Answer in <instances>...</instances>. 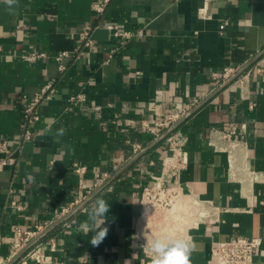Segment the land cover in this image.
<instances>
[{
	"label": "crops",
	"instance_id": "0c3cea01",
	"mask_svg": "<svg viewBox=\"0 0 264 264\" xmlns=\"http://www.w3.org/2000/svg\"><path fill=\"white\" fill-rule=\"evenodd\" d=\"M96 1L0 3V140L11 152L26 103L53 85L34 140L11 157L0 153V264L15 255L16 226L48 228L72 210L35 244L46 261L29 264H150L144 248L165 232L191 237V264H217L218 242L260 237L254 264H264V0H111L102 16ZM108 24L134 36L116 39ZM89 26L93 44L85 47L79 32ZM65 51L72 57L62 71L55 56ZM34 52L46 56L24 59ZM225 67L246 69L243 85H219L213 73ZM78 94L85 100L71 104ZM186 107L175 173L164 165L165 132L155 137L141 124ZM61 127L66 133L57 139ZM154 178L183 190L166 230L141 216L143 190ZM98 198L110 205L102 225L108 234L94 246L79 224Z\"/></svg>",
	"mask_w": 264,
	"mask_h": 264
},
{
	"label": "built area",
	"instance_id": "2783aa9c",
	"mask_svg": "<svg viewBox=\"0 0 264 264\" xmlns=\"http://www.w3.org/2000/svg\"><path fill=\"white\" fill-rule=\"evenodd\" d=\"M110 2L111 0H97L93 5V11L98 16H102ZM227 25L228 22H224L220 26V30H225ZM106 29L112 33L114 38L122 41H128L134 36L133 32L121 30L119 26L114 24H108ZM92 31L93 27L89 26L79 32V39L83 46L89 47L93 44ZM116 50L117 49L111 51L106 62H110ZM45 56L43 52H34L23 57L27 61H36ZM71 57L72 55L66 51L55 56V60L60 63L62 71L66 70L65 62ZM239 72H241V70L237 68L225 67L221 72L213 73V78L221 85L231 80ZM243 74L244 72L236 78L241 85H243V80H241ZM52 86V83L47 84L38 95L26 103L22 116L21 135L18 139L15 151L11 152L9 143L0 140V153L11 157L14 153L22 152L25 144L34 140L33 126L41 120L40 106L42 102L48 98V94L52 91ZM84 100V96L78 94L71 97L69 101L71 104H77ZM190 111V107H186L174 113L159 115L153 123L143 121L141 124V129L152 133L155 137H160L162 135L161 131L162 133L165 132L164 135H166V143L168 144L170 155L164 159V165L165 168L174 170L175 173L178 172L180 166H182L183 149L186 142L184 136L178 132L177 129L179 124L188 117ZM131 124H133V122H131ZM234 131L235 130H233V133ZM219 132L220 130L218 128L212 130L213 134H218ZM220 135L221 138L227 140L232 138V134H224L222 132ZM139 149L140 146L135 147V151ZM74 167L76 174L80 176L85 174L86 168L78 166L77 164H75ZM154 180L156 183L146 186L143 190L141 216L142 218L144 216L148 217L147 220H144L145 223L151 222L157 226L161 221H159V219L162 218L164 220L165 216L174 208L175 204L180 202L183 190L178 185L172 183L165 184L158 178H154ZM80 186L85 188L82 177L80 178ZM12 205L17 208L15 202H12ZM46 229V227L39 226L36 230H27L21 226H16L12 236L15 255L19 253L26 244ZM262 246L263 239L260 237L248 238L235 236L230 241L218 242L213 249V255L216 258L217 264H254V260L259 256ZM41 250L40 245H34V247L21 258L22 264H29L30 261H37L38 263L46 261L47 257H45Z\"/></svg>",
	"mask_w": 264,
	"mask_h": 264
},
{
	"label": "clouds",
	"instance_id": "9594fccd",
	"mask_svg": "<svg viewBox=\"0 0 264 264\" xmlns=\"http://www.w3.org/2000/svg\"><path fill=\"white\" fill-rule=\"evenodd\" d=\"M0 3L12 9L18 5V0H0ZM66 129L61 127L55 132V138L64 136ZM110 205L103 198H98L90 206L87 219L79 224V230L84 234L92 232L91 243L98 246L107 236L108 228L102 227L104 217ZM191 237L172 239L167 235L153 238L147 243L144 252L150 257V264H191L193 250Z\"/></svg>",
	"mask_w": 264,
	"mask_h": 264
},
{
	"label": "water",
	"instance_id": "95a60500",
	"mask_svg": "<svg viewBox=\"0 0 264 264\" xmlns=\"http://www.w3.org/2000/svg\"><path fill=\"white\" fill-rule=\"evenodd\" d=\"M246 69L241 70V72H239L236 76H234L231 80H229L228 82H226L224 84V87L230 85L232 82H234L236 80V78H238L243 72H245ZM190 115V114H189ZM188 115V116H189ZM166 136V135H165ZM162 137L160 140H162ZM76 210H72L70 212H68V214H66L65 216H63L62 218H60L59 220H57L56 222H54L51 226H49L45 231H43L42 233H40L38 236H36L34 239H32L28 244H26L24 246V248L17 253L9 262H7L6 264H15L19 259H21L35 244H37L40 240H42L44 237H46L56 226L60 225L61 223H63L67 218H69Z\"/></svg>",
	"mask_w": 264,
	"mask_h": 264
},
{
	"label": "bare ground",
	"instance_id": "6f19581e",
	"mask_svg": "<svg viewBox=\"0 0 264 264\" xmlns=\"http://www.w3.org/2000/svg\"><path fill=\"white\" fill-rule=\"evenodd\" d=\"M176 206H177V203L175 204V206H174V208L173 209H171V214L173 213V212H176ZM186 213V212H185ZM189 213V212H188ZM170 215V214H169ZM187 215V214H186ZM168 216V214L165 216V218ZM147 216H144L143 217V220H147ZM172 218V217H171ZM142 220V219H141ZM140 220V221H141ZM186 221V220H185ZM188 222V221H187ZM149 223H151V222H149ZM161 232V231H160ZM157 233V232H156ZM165 233H167V235L169 234L168 232H165ZM174 233V231H171V234H173ZM175 234V233H174ZM163 236H164V233H163ZM172 236V235H171ZM158 237V236H157Z\"/></svg>",
	"mask_w": 264,
	"mask_h": 264
},
{
	"label": "rangeland",
	"instance_id": "374dc122",
	"mask_svg": "<svg viewBox=\"0 0 264 264\" xmlns=\"http://www.w3.org/2000/svg\"><path fill=\"white\" fill-rule=\"evenodd\" d=\"M169 214H171V212H169L168 215H169ZM160 220H161V221H160ZM159 221H160V224L162 225V227H164V229L166 230V229H167V225H166L165 220H163L162 218H160ZM159 221H158V222H159ZM159 232H160V231L158 230V233H159ZM178 237H179V236H178Z\"/></svg>",
	"mask_w": 264,
	"mask_h": 264
}]
</instances>
